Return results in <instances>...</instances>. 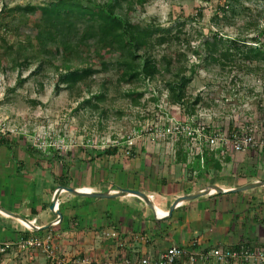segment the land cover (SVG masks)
<instances>
[{
    "label": "crops",
    "instance_id": "obj_1",
    "mask_svg": "<svg viewBox=\"0 0 264 264\" xmlns=\"http://www.w3.org/2000/svg\"><path fill=\"white\" fill-rule=\"evenodd\" d=\"M178 149L143 148L122 163L118 154L93 158L87 150V158L39 162L31 150L16 153L0 145V207L36 226L28 231L24 220L0 209V244L50 234L63 256L110 260L127 254L152 261L172 246L210 251L264 245V151L210 150L201 161L208 175L201 177L193 166L196 151ZM61 186L92 193L138 190L148 202L128 192L98 198L62 190L59 218L51 204ZM243 186L252 188L234 191ZM194 194L200 195L171 212L178 197Z\"/></svg>",
    "mask_w": 264,
    "mask_h": 264
},
{
    "label": "rangeland",
    "instance_id": "obj_2",
    "mask_svg": "<svg viewBox=\"0 0 264 264\" xmlns=\"http://www.w3.org/2000/svg\"><path fill=\"white\" fill-rule=\"evenodd\" d=\"M29 2L40 4L44 0H0V8L3 5L14 7ZM224 2L225 0H148L143 7H139V12L134 17L136 20L159 22L167 28L175 29L179 25L178 28L183 30L181 37L188 38L193 48L215 31L229 38H238L241 33L250 38L256 36L257 31L255 27L249 28L248 23L259 22L260 28L264 27V0H238L235 2V13L229 12L227 17L214 19L216 10ZM36 21L37 16L31 15L23 23L22 31L32 30ZM1 35L9 43L17 41L15 35L3 29H0ZM184 46L176 45L171 50H183ZM2 48L0 39V52ZM222 62L227 64L223 66ZM192 64L195 71L187 90V99L198 94L203 97L204 102L198 105V110L204 113L206 124L216 129L233 128L262 113L264 63L244 62L239 58L230 62L222 58L220 62L207 66L202 57L189 51V65ZM56 72L53 69L32 76L23 86L10 91L16 85L18 73L9 65H0V134L6 133L16 153L34 148L45 151L52 144L54 148L63 149V154L71 160L78 156H91L85 150L90 151L95 147L103 150L118 146L120 158L117 163H122L124 158H131L125 156L122 149H125V138L135 128L141 129L160 120L164 123L170 115L184 112V107L167 103L165 84L160 79L150 84H141L140 90L144 94L139 105H134L131 99L120 97L114 87L107 89V99L101 103L105 115L101 116L99 111L80 106L90 95L85 87L78 86L73 92L63 88L57 92ZM29 74L30 70H24L22 77ZM128 88L129 84L122 86L124 90ZM92 90L96 92L97 86ZM153 97H157L159 101H153ZM117 110L122 114L116 113ZM133 142L135 149L132 157L141 154L143 148L176 147L174 139L149 142L148 137L139 133H136ZM187 145L193 146L189 142ZM193 166L199 169V173L202 172L199 176L208 175V166L201 165L200 162ZM154 210L158 212L157 207ZM66 257L74 261L80 259L69 255ZM47 260L42 251L33 248L21 249L14 246L9 251H0V264H50Z\"/></svg>",
    "mask_w": 264,
    "mask_h": 264
},
{
    "label": "trees",
    "instance_id": "obj_3",
    "mask_svg": "<svg viewBox=\"0 0 264 264\" xmlns=\"http://www.w3.org/2000/svg\"><path fill=\"white\" fill-rule=\"evenodd\" d=\"M147 1L44 0L40 4L3 5L0 8V29L17 39L15 43H9L0 36L3 44L0 65H9L18 73L16 85L10 91L23 86L30 77L54 69L58 78L55 82L57 92L63 88L73 92L78 86L85 87L90 95L80 106L99 111L104 116L101 103L107 99V89L114 87L120 97L139 105L144 94L140 90L141 84L161 79L166 88L167 103L184 107V112L170 116L185 122L197 115L198 105L204 102L200 94L187 99L195 71V66L189 65V51L202 57L207 66L220 62L222 58L230 62L239 58L244 62L264 63V27L260 28L259 22L247 24L249 28L255 27L256 36L248 38L241 33L238 38H229L215 31L193 48L188 38L181 37L183 30L178 28L179 25L174 29L159 22L135 19L139 7ZM236 1L225 0L216 10L214 19L227 17L229 12L235 13ZM31 15L37 16L34 28L22 31L23 23ZM180 44H184L185 49L171 50ZM226 64L222 62L223 66ZM24 70H30L25 78L22 77ZM127 84L130 88L122 89ZM95 86L97 91L93 92ZM152 100L159 101L157 97ZM116 113L122 114L120 110ZM148 141L155 140L148 136ZM187 142L189 139L184 137L175 140L179 151L184 148L190 150ZM0 145L12 148V141L6 133L0 134ZM210 150L204 146L203 154H200L194 149L196 161L201 164L204 160L205 163V155ZM31 152L36 153L39 162L63 160L65 156L63 149L54 148L52 144L45 151L34 148ZM88 152L94 158L103 154L116 155L119 151L117 146H111L103 150L95 147ZM47 262L50 263L49 260ZM209 263L210 260L203 262ZM223 264L235 263L230 260Z\"/></svg>",
    "mask_w": 264,
    "mask_h": 264
},
{
    "label": "built area",
    "instance_id": "obj_4",
    "mask_svg": "<svg viewBox=\"0 0 264 264\" xmlns=\"http://www.w3.org/2000/svg\"><path fill=\"white\" fill-rule=\"evenodd\" d=\"M200 111L196 116L191 117L185 122L179 121L175 117H168L164 123L160 120L153 124H147L148 126L142 129L135 128L125 138V142L123 141V147H125V149H122L123 154L127 157L134 155L135 146H133V140L136 138V133L144 137L150 136L152 139L158 141L160 139L166 141L168 138L177 140L180 137H184L189 139V143L193 145L189 147L190 151L196 149L200 154H203L204 146L211 150L215 148H231L234 151L243 152L250 150L264 151V109L257 118L236 125L232 130L229 128L216 129L206 124L203 119L204 113ZM210 128H213L210 130L213 132L208 130ZM25 228L30 230L35 229L31 225L26 224ZM113 234L117 236L116 233ZM51 238L50 234L42 237L29 235L17 241L3 243L0 245V251H8L14 246H19L21 249H38L46 255L50 264H178L181 261L195 264L210 259H213L218 264L226 263L230 260L235 264H241L242 262L264 264V245L247 243L235 247L221 246L210 251H194V249H190L189 247L172 246L160 253L153 261L147 257L139 258L127 254L119 255L117 258L110 260L85 257L74 261L65 255L63 256L52 245Z\"/></svg>",
    "mask_w": 264,
    "mask_h": 264
},
{
    "label": "water",
    "instance_id": "obj_5",
    "mask_svg": "<svg viewBox=\"0 0 264 264\" xmlns=\"http://www.w3.org/2000/svg\"><path fill=\"white\" fill-rule=\"evenodd\" d=\"M248 188H252V186H243V187H240V188H237L236 190L234 191H242V190H245V189H248ZM64 190V191H67V192H70V193H73V194H77V195H82V196H87V197H98V198H111V197H117V196H120V195H123L124 193H133L135 194L136 196H139L140 198L144 199L146 202H148V197L146 194H144L143 192L141 191H138V190H124V192H119V193H110V192H88V191H79L73 187H70V186H61L59 187V189L57 190L56 194H55V197L52 201V204H51V210H53L58 216L59 218L62 216V213L60 212V210H57L56 209V205H57V201H58V198H59V194L60 192ZM200 194H194V195H185V196H181V197H178L174 204L172 205V208H171V212L174 210V208L176 207V205L178 203H180L181 201H187V200H192L196 197H198ZM0 209L5 212L6 214L10 215V216H13V217H16V218H20L24 221H26V219L21 216L20 214H16L10 210H7L5 208H2L0 207ZM34 228H36V226H33Z\"/></svg>",
    "mask_w": 264,
    "mask_h": 264
},
{
    "label": "bare ground",
    "instance_id": "obj_6",
    "mask_svg": "<svg viewBox=\"0 0 264 264\" xmlns=\"http://www.w3.org/2000/svg\"><path fill=\"white\" fill-rule=\"evenodd\" d=\"M26 225H29V223L28 222H26V221H23Z\"/></svg>",
    "mask_w": 264,
    "mask_h": 264
}]
</instances>
